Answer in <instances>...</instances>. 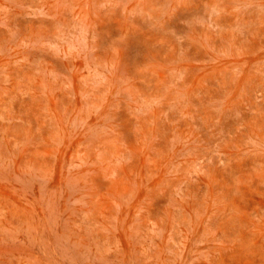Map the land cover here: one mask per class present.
<instances>
[{
	"label": "rangeland",
	"instance_id": "1",
	"mask_svg": "<svg viewBox=\"0 0 264 264\" xmlns=\"http://www.w3.org/2000/svg\"><path fill=\"white\" fill-rule=\"evenodd\" d=\"M0 264H264V0H0Z\"/></svg>",
	"mask_w": 264,
	"mask_h": 264
}]
</instances>
